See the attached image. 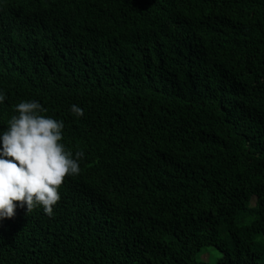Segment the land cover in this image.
I'll list each match as a JSON object with an SVG mask.
<instances>
[{
  "label": "trees",
  "instance_id": "1",
  "mask_svg": "<svg viewBox=\"0 0 264 264\" xmlns=\"http://www.w3.org/2000/svg\"><path fill=\"white\" fill-rule=\"evenodd\" d=\"M0 89L85 153L0 264H264V0H0Z\"/></svg>",
  "mask_w": 264,
  "mask_h": 264
},
{
  "label": "clouds",
  "instance_id": "2",
  "mask_svg": "<svg viewBox=\"0 0 264 264\" xmlns=\"http://www.w3.org/2000/svg\"><path fill=\"white\" fill-rule=\"evenodd\" d=\"M6 96L0 89V105ZM70 111L84 115L75 103ZM14 112L0 129V221L15 215L16 202L26 205L27 212L40 207L52 216L66 176L79 175L85 153L65 146L64 121L44 115L46 109L38 100H21Z\"/></svg>",
  "mask_w": 264,
  "mask_h": 264
},
{
  "label": "rangeland",
  "instance_id": "3",
  "mask_svg": "<svg viewBox=\"0 0 264 264\" xmlns=\"http://www.w3.org/2000/svg\"><path fill=\"white\" fill-rule=\"evenodd\" d=\"M219 256L220 252L218 249L211 246L203 247L199 252V259L205 261L207 264H217Z\"/></svg>",
  "mask_w": 264,
  "mask_h": 264
}]
</instances>
